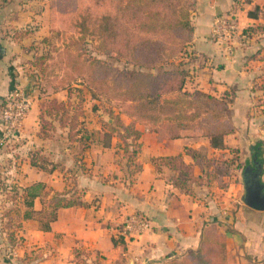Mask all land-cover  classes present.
I'll return each instance as SVG.
<instances>
[{"label":"crops","instance_id":"1","mask_svg":"<svg viewBox=\"0 0 264 264\" xmlns=\"http://www.w3.org/2000/svg\"><path fill=\"white\" fill-rule=\"evenodd\" d=\"M15 3L18 2L14 0L0 7V104L11 90L27 85L24 69L32 59L27 44L32 35L21 30V22L28 12L18 13L14 8ZM195 6L192 15L194 34L188 48L191 58L186 68L203 92H213L214 89L235 92L233 103L229 106L235 133L225 139V144L239 149L241 170L245 164H251L257 151H260L261 182L264 184V128L261 129L264 126V99L263 92L258 89L264 85V0H195ZM12 11L17 14L10 15ZM228 14L236 18L245 36L232 44L230 53L225 45L210 39L214 21ZM46 28V32H49L48 23ZM251 28L255 29L252 33ZM16 34L22 37L14 39ZM259 50L260 55L251 59ZM38 114L39 107L35 102L31 103L19 132L9 140V158L2 160L4 157L0 155V173L3 171L16 176L14 183L24 192L23 202L26 189L37 183L43 186L39 197L34 200L28 219L23 218L27 212V207L23 205L26 209L19 220L23 246L9 250V261L3 259L5 250L0 249V264H76L74 250L83 256L90 257L89 254H92V257L94 254L102 264H157L162 259L195 251L202 232L212 228L225 238L228 264H264V212L252 211L240 202L243 192L239 190L243 185L242 181H237L238 171L224 179L229 183L227 189H222L212 177H204L201 185L194 188V196H188L179 194L172 187L169 180L172 173L167 167L161 166L157 171L151 162L152 158L183 154L185 147L200 150L198 143L213 152L206 140L168 139L165 152L151 154L145 161L139 158L140 171L130 172L129 175L126 169L130 168L123 169L122 166L120 169L116 154H109L114 148L113 144L109 147L104 143L95 147L91 145L87 153L81 156L56 154L47 144L49 140L43 141L38 137ZM152 133L155 134L154 138L159 137L158 133ZM243 145L248 149H243ZM245 150L249 154H245ZM35 151L53 163L49 166H53L51 172L31 166ZM210 155L229 157V154ZM184 161L191 163L186 156ZM81 163L84 170L79 168ZM94 169L98 170L97 174H94ZM145 170H148L147 174ZM67 171L77 177L76 184L86 187L82 190V199L89 204L88 208L53 211L48 206L47 200L51 195L69 189L62 178ZM114 171L116 174L125 172L127 181L125 179L116 186H121V190L96 186L98 180L93 175L106 176ZM86 173L92 174L91 180L87 179L88 183ZM194 173L200 176L198 168L194 169ZM235 174L237 176L234 177ZM75 188L78 189L77 186ZM134 188L143 196L146 193L148 200L134 195ZM46 192L48 195L44 197ZM96 194L99 201L96 202L97 206H93V196ZM42 204H46L47 210L55 215V219H50L44 226L33 217V214L43 210ZM116 205L124 206L119 211L145 213L151 223L150 231L138 239L121 236L116 227L123 217L114 220L115 224H112L115 228H110V219L117 216L113 213Z\"/></svg>","mask_w":264,"mask_h":264},{"label":"trees","instance_id":"2","mask_svg":"<svg viewBox=\"0 0 264 264\" xmlns=\"http://www.w3.org/2000/svg\"><path fill=\"white\" fill-rule=\"evenodd\" d=\"M13 1L6 0L5 5ZM62 3L69 6L59 17L73 15L75 21L72 28L80 37L75 40L73 51L66 50L56 60L47 54H35L29 62V66L43 76L47 69L45 62L52 60L61 75L48 83L52 85L54 93L66 91L68 98L67 102L51 99L40 104L38 137L43 141L52 140L57 124L60 129L67 130L70 142L80 144V154L76 155L81 156L89 149L91 144L88 140L92 134L82 128L80 122L84 116L85 94L83 90L73 87L82 81L91 100L104 97L129 104L123 112L132 119L129 124H124L120 114L115 115L112 111L109 118L114 125L103 122L110 139L115 137L123 145L128 168L142 148V132L136 128L137 124H142L171 140L204 139L213 153L229 152V157H215L208 152L185 147L183 154L152 158L157 171L161 166L171 171L169 180L179 194L194 196V188L201 185L204 177H212L222 189H227L229 183L224 179L241 168L239 150L225 144V139L235 133L229 109L235 92L215 89L213 92H203L186 68L191 58L188 48L194 34L192 15L196 8L195 0H88V5L77 13L74 11L78 8L79 0H49V31L54 29L53 19L58 17V4ZM21 37L16 34L14 39ZM86 37L95 43L96 54L112 57L132 69L119 70L96 56L82 54ZM47 41L44 39L42 42ZM259 90L263 92L264 99V85ZM170 95L174 96L166 98ZM4 104L2 99L0 109ZM109 146L110 143L106 147ZM255 155L260 158V151ZM184 156L191 160L190 164L184 161ZM77 161L81 162V159ZM30 163L44 172L53 169V166L48 167L49 159L39 151L32 154ZM79 168L84 170L82 163ZM195 168L199 169L198 177L194 173ZM140 169L137 166L133 173ZM42 188V184L37 183L26 189L24 204L27 212L23 215L24 219L30 217L34 200L39 197ZM47 195L46 192L44 197ZM82 198L83 195L73 186L55 192L47 204L53 211L88 208L89 204ZM13 212L9 210L6 213L3 231L11 248L17 247L14 240L21 231V223L14 221ZM51 219H55L53 213ZM73 254L78 264L82 253L74 250ZM165 264H228L225 238L213 228L206 229L195 251L180 258L174 257Z\"/></svg>","mask_w":264,"mask_h":264},{"label":"rangeland","instance_id":"3","mask_svg":"<svg viewBox=\"0 0 264 264\" xmlns=\"http://www.w3.org/2000/svg\"><path fill=\"white\" fill-rule=\"evenodd\" d=\"M48 1L49 0H16L15 3V10L17 12L24 11L23 13H26L24 16V20L21 22V30L27 31V33L31 34L32 36L30 37L28 41L29 47V52L32 53V56L35 54H47L50 58L52 57L53 59H57L59 54L64 53L66 50L73 51L76 47L75 40L80 37V35L77 33V31L73 30L72 24L75 21V17L73 15H62L59 17V14L65 13V7L69 6V4L62 3V5L58 4V10H57V15L58 17L53 19V25L54 29L49 32H46V25L49 21V11H48ZM6 0H0V7L3 5L5 6ZM17 4V5H16ZM88 5V0H79L78 8L74 11L75 13L82 11L84 6ZM19 7V8H18ZM17 12H10V15H16ZM68 13L71 11H67ZM227 17L230 16V14L226 15ZM225 17V16H222ZM48 19V21H47ZM44 28V29H42ZM40 29V30H39ZM250 32L254 31L255 29L251 28L249 29ZM258 30V29H256ZM36 32V34H34ZM43 38V39H42ZM44 39L48 40L47 42H42ZM35 40V41H33ZM95 43L93 40L89 37H86L84 40V44L82 46V54L85 56H96L98 59L103 60L107 63H110L112 66L116 67L119 70L123 69H132L130 66L124 64L123 62H119L115 60L112 57L105 56V55H99L95 53L94 50ZM264 50V47L263 49ZM259 52L261 50L257 51L253 56H258ZM252 57V56H251ZM261 59V58H259ZM45 65L47 66V69L44 71V75L42 76L37 70L31 68L30 66L25 67L24 69V74L27 79V85L20 86L19 88L24 90L25 93L31 98V103L37 104L38 107H40V104L42 102L49 101L51 99H56L60 102H67V92L66 91H61L54 93L52 91V85L49 84L48 82H51L55 80V76H60L61 72L60 70L53 65L52 60H48L45 62ZM44 65V66H45ZM166 68V67H165ZM43 69V68H42ZM51 73V75H49ZM74 88L81 89L84 91L85 94V102L83 104V110H84V116L80 119L81 122V127L86 128V130L92 134V137H90V142L91 145L94 147L97 146V144L104 143V145H109L113 144L114 148L109 154H116V162L119 163L117 166L120 167V169L123 166V169L127 167V160L126 157H124V150H123V145L115 138L112 137L110 139V135L107 131V129L104 128L103 122H106L110 125H114L113 120L109 118V113L112 111L115 115L120 114V119L124 124H129L132 119L129 118L127 115H125L123 112L125 111L126 107L129 105L128 103H124L122 101L118 100H111V99H106L104 97H100L94 100H91V95L86 88L85 84L82 81L77 82L76 84L73 85ZM259 89V87H258ZM174 95L167 96L166 98H171ZM75 98L72 97V101H74ZM263 112V111H262ZM57 131L54 134V138L50 140L47 144L50 146L51 149H54L56 154H73L74 157L78 156L76 154H80V144L76 142H70L67 134V130H62L58 127L57 124ZM264 125V122H263ZM136 128L141 130L142 132V149L140 151V154L138 156V160L136 159L133 164L129 165L130 169H126L127 173L130 172H135L136 167L139 166L141 158L143 161L147 160L148 158L151 157V154H161L162 152H165V149L167 148V140L169 139L167 136L164 134H158L159 137L154 138V135L150 129L142 124H137ZM261 127V129H263ZM158 139V140H157ZM157 140V143L155 142ZM91 145L89 148H91ZM202 144L198 143L199 149L201 151L208 152L209 154H229L228 151H225L224 153L222 152H210L207 150V146L204 148L201 146ZM156 147H158V150H156ZM243 149H248L246 148L247 146L243 145ZM237 150H239L236 147H233ZM162 149V150H161ZM171 149V148H170ZM264 149V147L262 148ZM172 150V149H171ZM87 153V150L84 152V154ZM9 142H5V144L0 147V155L4 157L5 160L9 158ZM95 154V153H93ZM240 154V151H239ZM245 154L247 151L245 150ZM12 162V161H10ZM6 164V163H5ZM53 165V163L49 164ZM59 165V164H58ZM48 166V167H49ZM64 170V167L62 168V171ZM95 173L97 174L98 170L94 169ZM121 171V170H120ZM93 172V170H92ZM111 172V171H110ZM148 173V170H145V174ZM117 172L114 171L110 174H106V176L103 175H93L97 177L98 183L96 186L99 188L100 185H104L106 187H109L112 190L115 189H120L121 186L116 187L117 185H121L123 181L126 179L125 178V172ZM87 176L86 182L88 183V180H91L92 174L86 173ZM9 176V179L7 178ZM234 177L237 176V174L233 175ZM16 177V176H15ZM13 175L7 172H1L0 173V249L5 250V257L3 259H7L9 261V250L14 249L10 247L9 241L6 239V236L4 235V222H5V215L9 210H14L13 212V219L15 222L19 223V220L22 219V214L24 210L26 209L23 202V196L24 192L22 191V188L20 186H17L14 181L16 180ZM232 177V179L234 178ZM13 178V179H12ZM63 180L69 188L73 186H77L78 189H76L78 192H80L83 195V191L86 187H80L79 184H76V179L77 177L73 174H69V171L65 172V176H62ZM237 181H242V170H238V177ZM88 179V180H87ZM9 180V182H7ZM127 181V179H126ZM99 184V185H98ZM239 184V183H238ZM240 188V187H239ZM137 190L134 188L132 190L133 194L136 196H143L136 192ZM239 191L243 192V188ZM237 190V193H239ZM98 194H96L93 199V206H97L96 202L99 201V198H97ZM53 195H51L52 197ZM144 200H148L146 193H144L143 196ZM43 201V200H42ZM147 202V201H146ZM43 210L39 213L33 214V217L37 220H39L44 226L50 219H51V214L50 211L47 210L46 204H42ZM117 206V205H116ZM115 206L114 210V215H117L114 219H110L109 223H111V226H113L114 220H118L120 217H123V220L116 229L121 231L123 227L125 226L127 220H130L131 218L134 219V223L136 227L139 222H146L149 224V228L144 231H140L138 228L127 230L126 235H121L123 237H127L128 239H138L139 236L145 235L150 231L151 228V223L149 221V217L139 211H134V212H127V211H119V208L122 209L124 206ZM111 208V207H109ZM121 212V213H120ZM113 223V224H112ZM16 226V225H15ZM14 226V227H15ZM113 228H115L113 226ZM133 228V226H132ZM15 244L18 248L21 245L23 246L24 242V237L21 235V233L17 234V237L15 238ZM49 251V250H48ZM47 251V252H48ZM189 253V252H188ZM47 254V253H46ZM187 254V253H186ZM182 254L179 256H174L175 258H180L183 255ZM92 254H89L90 257L86 256L84 254L81 255V258L77 262L78 264H102L101 261L98 260V257H96L94 254L91 257ZM49 256V255H46ZM170 259H162L161 261H158L157 264H165L168 262ZM27 258H24V260ZM82 262V263H81Z\"/></svg>","mask_w":264,"mask_h":264},{"label":"built area","instance_id":"4","mask_svg":"<svg viewBox=\"0 0 264 264\" xmlns=\"http://www.w3.org/2000/svg\"><path fill=\"white\" fill-rule=\"evenodd\" d=\"M244 38L243 31L239 29L238 22L233 16L219 17L212 25L210 39L217 44L225 45L228 53L231 52L234 42H239ZM3 100L5 104L0 109V147L15 138L31 108V98L19 87H16ZM132 223H134L133 218L127 220L120 231L121 235H126L130 228H138L140 231L149 228V224L146 222H139L137 227Z\"/></svg>","mask_w":264,"mask_h":264},{"label":"water","instance_id":"5","mask_svg":"<svg viewBox=\"0 0 264 264\" xmlns=\"http://www.w3.org/2000/svg\"><path fill=\"white\" fill-rule=\"evenodd\" d=\"M262 164L256 155L251 164L242 169L243 193L240 202L255 212H264V184L261 182Z\"/></svg>","mask_w":264,"mask_h":264}]
</instances>
